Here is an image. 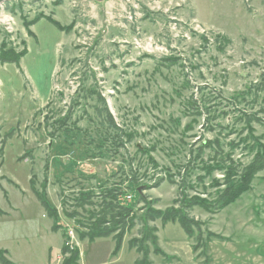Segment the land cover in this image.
I'll use <instances>...</instances> for the list:
<instances>
[{
    "label": "rangeland",
    "instance_id": "374dc122",
    "mask_svg": "<svg viewBox=\"0 0 264 264\" xmlns=\"http://www.w3.org/2000/svg\"><path fill=\"white\" fill-rule=\"evenodd\" d=\"M25 50L19 65L0 62V250L14 264H46L64 239L74 249L61 264L79 248L81 261L115 264L105 243L80 239L107 190L156 253L150 207L177 206L183 183L188 197H216L225 174L205 168L225 159L210 143L236 146L239 166L253 159L244 139L264 144V0L4 1L0 56ZM187 212L214 264H264V171L217 214Z\"/></svg>",
    "mask_w": 264,
    "mask_h": 264
},
{
    "label": "trees",
    "instance_id": "16d2710c",
    "mask_svg": "<svg viewBox=\"0 0 264 264\" xmlns=\"http://www.w3.org/2000/svg\"><path fill=\"white\" fill-rule=\"evenodd\" d=\"M41 18L37 19L32 25L39 22ZM49 21L54 24L58 29L61 31L65 30L66 28H63L57 21L50 20ZM67 30V29H66ZM28 51L21 52L19 55L15 56V53L10 57L0 56V62L10 63V64H16L19 65L21 62V59ZM110 115V114H109ZM109 118L112 121V117L109 116ZM250 128L249 130H251ZM262 140L261 137L254 136L253 134L250 135L248 139H244L243 141H249V149L253 153V159L248 165H240L236 163L234 159V149H236V146H233V150L231 152H228L227 154H224L221 145L219 142L210 143L211 146H209L211 149L216 151L218 154V148L221 150V157L224 158L225 161L223 162H217V165L206 167L205 170L209 174H212L216 170L221 171L225 174L224 180L222 183H220L218 180H216V184L214 188H216V197L210 201L204 200L203 198H200L199 196H186L185 195V184H181V195L182 199L176 200L175 204L177 206L169 207L164 210L150 207L147 211V214H145V221H156V220H162L163 223L168 222H178L185 233L188 235L189 238L193 239L194 236V230L199 225L198 221H196L193 218H190L187 211L193 210L196 207L202 208L205 211L211 213V214H217L227 206L231 205L235 201H237L245 192L252 189L253 181L255 180L256 176L264 171V144L260 141ZM248 149V148H246ZM202 151V149H199V152ZM200 157L202 154H197ZM220 155V154H218ZM199 157V158H200ZM216 161V158L214 159V162ZM164 181L160 180L159 182L155 183V185L152 188H157L161 185V183ZM34 189V188H33ZM35 194L37 195L38 199L41 201V203L45 206L47 213L50 217L54 218L56 222L58 221V218L56 216V213L54 212V208H52L47 200L46 194L42 196L40 192L34 189ZM103 201L99 205L102 209L98 213H93L92 215V221L88 226V231L85 234H80V239H89L90 241H94L96 239L101 238H107V237H113L116 241V246L114 249V255H117L118 252L121 250V246L123 243V239L127 233H129L134 227H135V220L137 217L135 216L134 209L130 206H126L124 204H120L118 200V193L115 192V190H107L104 194H100ZM93 197V195H87L82 194L81 198L76 199V202L79 203L80 207H83L85 204L92 203L90 200ZM65 204V201H64ZM64 210V207H63ZM187 210V211H186ZM65 213V212H64ZM66 214V213H65ZM67 215V214H66ZM67 217H71L67 215ZM59 225L55 224V229L59 230ZM194 227V228H193ZM152 230L155 232L156 227H153ZM154 235V234H153ZM213 237H217V234H210ZM219 237V236H218ZM210 238V239H211ZM153 241L156 243V237L153 236ZM197 246H193V249L195 252H197L199 249H202V256L205 257L206 262L211 264L212 258L210 257L209 248L206 249L205 247H200V240H197ZM208 243V241H207ZM143 241L139 240L137 238H134L130 241V247L135 248L140 254H142V259L137 262L136 264L146 263L151 264L148 259L149 252H147L143 248ZM155 252L157 254L164 255L167 259V257L160 249H158L155 245ZM7 252L5 250H0V262L2 264H14L7 258ZM63 254L72 253L69 247H67L65 244L63 245L62 249ZM200 255V257H201ZM199 257V256H198ZM80 259V251L79 249L71 258L65 259L63 264H78ZM147 259V260H145Z\"/></svg>",
    "mask_w": 264,
    "mask_h": 264
},
{
    "label": "crops",
    "instance_id": "0c3cea01",
    "mask_svg": "<svg viewBox=\"0 0 264 264\" xmlns=\"http://www.w3.org/2000/svg\"><path fill=\"white\" fill-rule=\"evenodd\" d=\"M1 206V203H0ZM158 209H161L158 207ZM164 210V209H163ZM0 212L2 214H5V210L0 207ZM178 222H168L163 223L162 220H156L152 221V225L156 227L155 231V237H156V247L160 249L169 259H167L164 255L156 254V253H150L149 254V262L151 264H199V257H197L196 252L193 249V241L191 238L188 237V235L185 233L183 228ZM178 225H180L181 229L178 228ZM131 233V232H129ZM126 234L123 243L121 246V250L118 252L117 255H114V249L116 246V241L113 237H107V238H101L96 239L100 240L99 243H105L106 247L111 254L112 258L114 259L115 264H136L142 259V254H140L135 248L130 247V241L133 238L136 237H130V234ZM215 233V232H214ZM217 234V233H215ZM221 234H217V236H220ZM217 239V237H214ZM65 242V239H64ZM80 244V241H79ZM209 253L212 258L213 264L215 263L214 256H213V250H212V243H210ZM64 243H62L58 255L55 256L54 259L49 260L46 264H61V255L62 249H63ZM100 250L97 249V253ZM80 259L78 264H93L94 262H89L84 260L82 256L81 261V255L83 254L80 250ZM98 258V257H97ZM81 261V262H80ZM94 264H103L97 261V263Z\"/></svg>",
    "mask_w": 264,
    "mask_h": 264
},
{
    "label": "built area",
    "instance_id": "2783aa9c",
    "mask_svg": "<svg viewBox=\"0 0 264 264\" xmlns=\"http://www.w3.org/2000/svg\"><path fill=\"white\" fill-rule=\"evenodd\" d=\"M128 198H130V196H129ZM70 234L72 235V233H70ZM65 245H66L67 247L71 248V249H74V248H73L72 241H70V240H66V241H65Z\"/></svg>",
    "mask_w": 264,
    "mask_h": 264
},
{
    "label": "water",
    "instance_id": "95a60500",
    "mask_svg": "<svg viewBox=\"0 0 264 264\" xmlns=\"http://www.w3.org/2000/svg\"><path fill=\"white\" fill-rule=\"evenodd\" d=\"M4 1H7V0H0V3L4 2Z\"/></svg>",
    "mask_w": 264,
    "mask_h": 264
}]
</instances>
